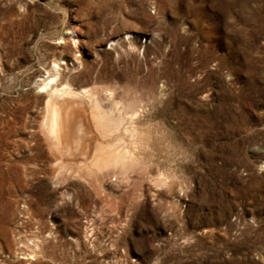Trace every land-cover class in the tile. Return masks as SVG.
Segmentation results:
<instances>
[{
    "label": "rangeland",
    "instance_id": "1",
    "mask_svg": "<svg viewBox=\"0 0 264 264\" xmlns=\"http://www.w3.org/2000/svg\"><path fill=\"white\" fill-rule=\"evenodd\" d=\"M48 74L137 104L127 174L165 180L96 198L71 170L126 135L53 153ZM0 264H264V0H0Z\"/></svg>",
    "mask_w": 264,
    "mask_h": 264
},
{
    "label": "bare ground",
    "instance_id": "2",
    "mask_svg": "<svg viewBox=\"0 0 264 264\" xmlns=\"http://www.w3.org/2000/svg\"><path fill=\"white\" fill-rule=\"evenodd\" d=\"M50 65L55 72V63L51 62ZM52 80L53 76L48 74L39 78L36 86L42 94L37 125L53 153L75 152L78 156L82 155L85 150L84 139L88 133L87 126L100 135H108L116 128L126 135L125 140L120 136L110 135L108 142L93 141L88 149L87 158L76 163V168L71 170L78 179L88 185L96 198H104L100 186V180L104 178L121 184L127 180L137 183L142 179L148 185L165 180L161 178L162 176L158 177L157 172L156 175L148 174L145 178L139 177V174L134 177L127 174L128 169L131 167L133 169L139 164L140 150L145 151L147 141L146 132L134 124L139 110L137 104L131 103L130 98H124L118 106L112 99L110 88L106 86L96 93L86 88L71 89L63 83L54 84ZM100 100L106 101L107 106H100ZM80 101L85 106L84 112L78 105ZM148 156L149 153L146 152L144 157ZM56 161L57 158L54 162ZM56 164L59 166L58 161ZM138 190V186L134 190L128 189L126 195H137ZM122 193L121 187L116 194ZM24 253V256H29L28 253Z\"/></svg>",
    "mask_w": 264,
    "mask_h": 264
}]
</instances>
